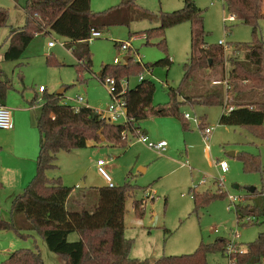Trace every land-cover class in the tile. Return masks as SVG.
Segmentation results:
<instances>
[{
    "label": "rangeland",
    "instance_id": "374dc122",
    "mask_svg": "<svg viewBox=\"0 0 264 264\" xmlns=\"http://www.w3.org/2000/svg\"><path fill=\"white\" fill-rule=\"evenodd\" d=\"M120 1L122 0H91L90 7L93 12H101L117 6ZM133 1L139 8L150 12L151 20L135 19L128 26L111 25L104 29L99 37L89 40L90 70L82 69L79 72L77 67L80 65L76 57L65 46L67 39L52 30L47 34L36 35L18 60L5 61L3 54L8 46L10 29L21 28L25 24L26 0H0V7L8 12L7 25L0 27V69L4 73L0 80L7 77L19 91L24 87L32 95L38 91L40 84L47 88V93H56L65 88L63 101L75 105L69 99L81 95L86 99L84 105L104 114L111 97L102 84L99 73L105 65L115 66V58L119 60V65H123L126 62L124 57L130 56L134 62L139 63L141 70L128 76L129 87L139 82L140 73L154 85L153 106L167 107L170 100L168 88L179 85L183 75L182 66L188 59L189 23L183 22L167 28L164 47L160 45L159 36L146 39L134 35L158 25L156 16L161 11L170 12L181 8L183 0ZM193 1L203 11L204 41L208 45H217L222 40L225 45L230 46L227 50L222 48L227 71V59L234 55L235 47L239 46L237 44L252 41L251 27L237 19L225 21L229 12L224 7L223 0ZM259 27L258 35L264 38V20L259 21ZM49 41H54L55 45L48 47ZM121 43L128 44V48L120 50ZM166 56L171 61L169 65L156 63ZM220 76L219 70L215 78ZM124 79L125 77L122 78ZM201 81L207 82L206 79ZM38 99L39 102L36 103ZM36 100L34 104L37 108L34 112L39 115L42 95L38 94ZM184 104L180 108L181 116L185 113L192 117L200 116L205 118L203 122L213 126L207 142L200 125L195 121L188 120V129H184L181 116L151 114L137 124L138 131L144 133L150 141H166V151L161 154L139 141L138 136L127 133L124 146L89 140L90 144L84 148L60 151L57 155V168L48 171L50 177H60L67 187H78L80 191L77 197L81 196L82 188H88V193H85L88 196L87 203H92L93 200L96 202L100 194L116 198L115 189L108 188L106 180L97 172L95 163L98 159L106 161L103 168L114 187L121 186L126 181L138 186L120 199L121 220L109 222L124 226V235L131 240L132 257L154 260L162 256L191 254L200 243L231 239L232 230L239 233L238 247L244 248L258 233L264 232V220L261 218L257 222L254 217L253 222L250 218V222L237 224L234 209H228L229 196H237L240 199L236 202L238 205H264V143L256 133L257 128L219 124L222 106L191 107ZM123 121L120 118L117 123ZM185 145L189 151L188 156L183 158L180 151L183 152ZM233 151L234 155L231 154ZM241 154L257 157L260 168H245ZM218 160H226L228 163V170L224 174L216 165ZM141 187L146 190L144 193ZM248 187H254L255 190L249 192ZM190 188L211 194H218L221 189L223 194L215 195L195 208ZM147 195L150 197L145 200ZM135 199H142L143 213L139 216L133 209ZM10 207L11 200L1 202L2 217L5 220L13 217L17 225L26 232L27 222L23 213L16 211L12 215ZM29 234L31 235L21 238L11 229L0 230V264L6 262L9 253L20 248L37 249L44 264H65L61 256L48 249L41 236L33 232ZM77 238L75 233L68 236L70 241ZM206 261L208 264H228V259L219 251L208 253ZM253 264H264V259Z\"/></svg>",
    "mask_w": 264,
    "mask_h": 264
},
{
    "label": "trees",
    "instance_id": "16d2710c",
    "mask_svg": "<svg viewBox=\"0 0 264 264\" xmlns=\"http://www.w3.org/2000/svg\"><path fill=\"white\" fill-rule=\"evenodd\" d=\"M90 2L26 0L25 24L21 28L10 29L3 59L18 60L36 35L47 34L52 30L67 39L65 46L76 57L80 65L78 71L90 70L89 38L92 30L101 33L111 25L128 26L135 19L151 20L152 17L147 9L139 8L133 0H123L117 6L101 12H93ZM223 4L235 20L250 25L252 33V41L237 44V52L228 57L227 71L222 47L218 44L208 45L204 41L203 11L193 0H183L179 9L161 11L156 16L158 25L141 33L146 39L159 36L160 45L164 47L167 28L183 22L189 23L188 59L182 66L183 75L179 85L168 88L170 100L167 107L153 106L154 85L146 79L128 87L123 94L127 116V121L123 123H111L88 106L73 108L63 101V94H42L40 113L36 117L40 134L36 173L23 190L11 199L10 207L12 215L16 211L23 213L27 222L26 232L13 217L5 220L1 212L0 230L11 229L21 238L30 236V232L41 236L48 249L61 256L65 264H208L207 254L215 251L226 257L227 239H218L209 244L200 243L191 254L162 256L154 260L132 257L131 240L124 235V226L109 222L121 220L120 199L137 188L136 184L126 181L121 186H107L115 189L116 198L100 194L94 211L68 212L65 203L72 188L64 185L60 177L48 175L49 170L57 168V155L60 151L84 148L89 140L124 146L127 135L124 138L123 132L131 136L144 135L138 131L137 124L140 121L151 114L180 117V108L184 103L191 107H232L229 112L222 111L219 124L255 127L264 143V38L258 35L259 21L264 20L262 0H223ZM7 20V10L0 7V27L6 26ZM125 61L123 65H105L100 78L110 76L119 82L123 77L128 78L130 74L141 70L139 63L134 62L132 57L128 56ZM156 63L169 65L171 61L166 56ZM219 70L221 76L215 78ZM0 76H4L1 69ZM9 87L10 80L7 77L0 80V105H4ZM36 98L37 95L33 97L32 103H35ZM181 118L183 128L187 129L188 120L183 115ZM203 124L200 120V128ZM240 158L245 168H260L257 157L241 154ZM141 191L144 193L146 190L141 187ZM219 191L218 194H211L190 188L195 208L215 195H222L221 189ZM133 209L138 216L143 213L142 199H135ZM234 212L237 224L250 222V218L253 222L254 217L256 222L259 218L264 220V205L237 204ZM72 233L78 234L74 241L68 240ZM231 258L233 264H253L264 259V232L258 233L254 240L247 243L244 252L232 254ZM4 264L44 263L37 249L20 248L9 253Z\"/></svg>",
    "mask_w": 264,
    "mask_h": 264
},
{
    "label": "crops",
    "instance_id": "0c3cea01",
    "mask_svg": "<svg viewBox=\"0 0 264 264\" xmlns=\"http://www.w3.org/2000/svg\"><path fill=\"white\" fill-rule=\"evenodd\" d=\"M262 4L264 13V0H262ZM139 36L144 37L143 34L134 35V37ZM44 92H47L46 87ZM44 92L37 91L32 95L24 87L22 91H19L10 81L4 105L11 109L13 127L8 130L0 129V182L2 183L0 204L2 201L11 200L16 194L20 193L36 173V157L39 150L40 134L36 126L37 114L34 112L37 107L32 103V100L35 95H42ZM84 102H86L85 98ZM96 111L98 112V110ZM198 118L202 123L208 125L202 121L205 118L202 119L200 116ZM88 144L90 143L87 142ZM206 147H208L207 144ZM188 151V147L185 145L183 152L180 151V156L186 158ZM231 154L234 155L235 152L233 151ZM78 189V187H75L71 190L65 203L66 210L68 212L94 211L97 208V200L96 202L93 200L92 203H87L88 196L85 193H88V188H82L80 197L76 196L80 191ZM90 189L96 190V188ZM75 234L78 236L77 233Z\"/></svg>",
    "mask_w": 264,
    "mask_h": 264
},
{
    "label": "built area",
    "instance_id": "2783aa9c",
    "mask_svg": "<svg viewBox=\"0 0 264 264\" xmlns=\"http://www.w3.org/2000/svg\"><path fill=\"white\" fill-rule=\"evenodd\" d=\"M224 20L233 21L235 20V17L234 15H229L228 17H225ZM99 36H100V32L96 30H92L89 40L99 37ZM54 45H55L54 41L48 42V47H53ZM218 45L221 46L224 50H227L230 47L228 45H225L222 40H219ZM119 47H120V50L124 51L128 48V44L121 43ZM236 52L237 51H235V53ZM113 62L114 64H118L119 60L115 58ZM143 79H144L143 75L139 74L138 81H141ZM100 80L102 84L104 85V87L106 88V90L109 92V95L111 97V102L107 106L105 114H102V116L111 123H117L120 118H123L124 119L123 122H126L127 121L126 102L123 98V94L125 93L126 89L129 87L128 78L125 77L124 80L121 79L119 82H117L113 77L107 76L104 78H100ZM44 91H45V86L43 85L38 86V92H44ZM69 100H72L75 102V105H71L73 108H78L79 106H83L85 104L84 98L81 95H78L74 97L73 99H69ZM38 102H39V99L36 100V103ZM223 110L226 113L232 110V107H227V108H224ZM183 116L187 120H193L197 124H200V119L197 117H192L189 113H185ZM12 127H13V117H12V112L10 108H8L5 105H0V129L8 130V129H11ZM200 129L204 136V139L208 141L209 136L214 129L213 126L203 124V126ZM122 136L125 138L126 133L123 132ZM138 140L145 143L149 148L153 149L158 154H161L162 152L166 151L167 142L164 140L153 142V141H150L145 134L139 135ZM105 163L106 161L104 159H98L96 161L97 172L106 180L108 187H113L114 185L111 182L110 176L106 173V171L103 168ZM183 164H186V162ZM216 165L219 167L221 173L224 174L225 172H227L228 163L226 160H218L216 162ZM149 197L150 195H147L145 197V200L146 198H149ZM229 199H230V205L228 206V209L233 208L235 210L236 205H237L236 202L239 201L240 199L237 196H229ZM247 219L249 220V218ZM231 233H232V237L231 239H227V245L225 249V256L228 259V264H233V261L231 258L232 254L242 253L245 250V247L244 248L238 247L239 243L237 242V239L239 238V233L236 230H232Z\"/></svg>",
    "mask_w": 264,
    "mask_h": 264
},
{
    "label": "water",
    "instance_id": "95a60500",
    "mask_svg": "<svg viewBox=\"0 0 264 264\" xmlns=\"http://www.w3.org/2000/svg\"><path fill=\"white\" fill-rule=\"evenodd\" d=\"M127 58H128V56L124 57L125 60H127ZM64 90H65V88H62L59 91H57L56 94L57 95H62ZM102 140H103V138H102ZM235 187H237V185H235ZM247 189H248L249 192H253L255 190L254 187H248Z\"/></svg>",
    "mask_w": 264,
    "mask_h": 264
}]
</instances>
